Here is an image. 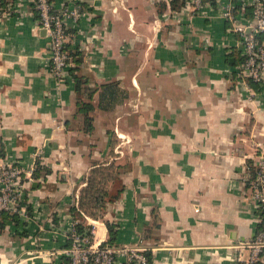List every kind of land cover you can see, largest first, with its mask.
<instances>
[{
	"label": "crops",
	"instance_id": "0c3cea01",
	"mask_svg": "<svg viewBox=\"0 0 264 264\" xmlns=\"http://www.w3.org/2000/svg\"><path fill=\"white\" fill-rule=\"evenodd\" d=\"M163 1L76 0L83 17L67 24L69 48L97 90L86 133L77 103L89 98L51 72L34 0H4L0 155L41 170L26 190L27 220L0 228V264H63L69 209L98 165L124 170L119 199L85 219L95 248L110 223L117 247L143 248L149 264H237V247L260 229L241 180L264 156V86L237 75V37L216 12H170ZM109 83L123 99L104 110L99 87Z\"/></svg>",
	"mask_w": 264,
	"mask_h": 264
},
{
	"label": "built area",
	"instance_id": "2783aa9c",
	"mask_svg": "<svg viewBox=\"0 0 264 264\" xmlns=\"http://www.w3.org/2000/svg\"><path fill=\"white\" fill-rule=\"evenodd\" d=\"M37 10L38 26L48 38V62L54 77L64 81L68 69L72 66L69 51L66 48L68 36L67 24H77L83 17L76 0H67L65 5L56 9L50 0H34ZM186 10L192 16H207L209 11L216 12L229 25L228 30L237 37L243 61L237 66V75L261 87L264 86V42L258 35L264 34V0H186ZM10 12V11H8ZM0 13L2 12L0 0ZM6 13V12H5ZM36 162L28 168L20 163L8 160L0 155V222L3 214L15 215L27 220L26 204L30 183L36 170ZM254 174L249 169L242 178V185L249 198L259 210L262 227L253 239L238 246L237 264H264V156L254 165ZM87 220V217H85ZM75 222L70 224L66 240L70 246L64 248L62 255L69 264H149L145 250L135 246L95 248L94 232L91 238L75 232ZM247 250L246 257L240 251Z\"/></svg>",
	"mask_w": 264,
	"mask_h": 264
},
{
	"label": "trees",
	"instance_id": "16d2710c",
	"mask_svg": "<svg viewBox=\"0 0 264 264\" xmlns=\"http://www.w3.org/2000/svg\"><path fill=\"white\" fill-rule=\"evenodd\" d=\"M186 0H165L163 1L162 7L166 8L170 12H179L183 7H185ZM4 0H1V7L4 5ZM84 8V5H80V8ZM34 12L35 18L38 22L37 10L35 9L34 4ZM229 26V25H227ZM229 28V27H228ZM72 29H67L66 34L71 33ZM73 32V31H72ZM258 40L264 42V34L258 35ZM69 43H67L66 48L69 51L71 62L74 65L73 67L68 69V77L73 82V88L75 93L78 95L85 94L88 101H80L77 103L79 106V111L83 117V123L85 125V132L90 133L92 131V119L89 116V113L93 110V105L91 104V100L95 92H97L94 88H89L85 86L86 82L82 77L77 75V66L81 63L80 52L75 48L70 49ZM243 58L239 55L235 56L234 66H238L242 63ZM250 86H252L255 90L256 87L253 85L251 81H248ZM100 95H99V105L102 106L104 110L105 106L113 105L116 102H120L123 99V94L117 88V84L109 83L104 84L99 87ZM249 166L250 173L254 174L255 169L251 168L250 162L247 163ZM124 168L122 166H117L114 164H110L108 166L98 165L95 166L85 179V186L81 189L79 199L76 207H71L69 209V214L72 218V221L75 222V232L80 236H87L91 238L90 230L91 227L85 225V217H89L92 219H102V216L106 210L107 204H111L119 199L123 192V188L120 187L115 191L110 190V185L113 184L115 180H119V176L123 173ZM41 170L39 163H37L36 170L33 173V178H35L38 171ZM6 221H12L14 224H19L20 221L18 217L15 215H7L3 214L1 217L0 228H2ZM106 229L108 232L107 240L101 244V246H109V247H117V230L116 226L110 223H105ZM262 227V226H261ZM260 227V229H261ZM71 241L67 240L64 248H68L70 246ZM147 257V256H146ZM63 264H69L67 257L63 256Z\"/></svg>",
	"mask_w": 264,
	"mask_h": 264
},
{
	"label": "rangeland",
	"instance_id": "374dc122",
	"mask_svg": "<svg viewBox=\"0 0 264 264\" xmlns=\"http://www.w3.org/2000/svg\"><path fill=\"white\" fill-rule=\"evenodd\" d=\"M120 187H122L120 179L119 180H115L113 182V184L110 185V190L111 191H115V190L119 189ZM97 220H101V219H97ZM92 230H93V228H92ZM94 237L98 240V235L97 234L94 233Z\"/></svg>",
	"mask_w": 264,
	"mask_h": 264
},
{
	"label": "water",
	"instance_id": "95a60500",
	"mask_svg": "<svg viewBox=\"0 0 264 264\" xmlns=\"http://www.w3.org/2000/svg\"><path fill=\"white\" fill-rule=\"evenodd\" d=\"M44 31V30H43ZM45 32V31H44Z\"/></svg>",
	"mask_w": 264,
	"mask_h": 264
}]
</instances>
